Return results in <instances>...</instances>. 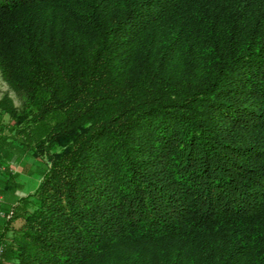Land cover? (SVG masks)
<instances>
[{
  "label": "trees",
  "instance_id": "obj_1",
  "mask_svg": "<svg viewBox=\"0 0 264 264\" xmlns=\"http://www.w3.org/2000/svg\"><path fill=\"white\" fill-rule=\"evenodd\" d=\"M0 78V264H264V0H0Z\"/></svg>",
  "mask_w": 264,
  "mask_h": 264
},
{
  "label": "rangeland",
  "instance_id": "obj_2",
  "mask_svg": "<svg viewBox=\"0 0 264 264\" xmlns=\"http://www.w3.org/2000/svg\"><path fill=\"white\" fill-rule=\"evenodd\" d=\"M9 92L20 105V99L14 91L0 78V97ZM8 118H4L7 122ZM6 128L5 126H2ZM44 126H37L34 130L16 131L5 135L4 143H0V210H4L9 217H0L2 220H11L15 214L20 198L33 192L41 179L47 163L43 153L42 157L34 158L32 151L43 132ZM23 142V143H21ZM19 219L14 225L19 224Z\"/></svg>",
  "mask_w": 264,
  "mask_h": 264
},
{
  "label": "built area",
  "instance_id": "obj_3",
  "mask_svg": "<svg viewBox=\"0 0 264 264\" xmlns=\"http://www.w3.org/2000/svg\"><path fill=\"white\" fill-rule=\"evenodd\" d=\"M0 217H9L4 210H0ZM2 252V248L0 249V253Z\"/></svg>",
  "mask_w": 264,
  "mask_h": 264
},
{
  "label": "crops",
  "instance_id": "obj_4",
  "mask_svg": "<svg viewBox=\"0 0 264 264\" xmlns=\"http://www.w3.org/2000/svg\"><path fill=\"white\" fill-rule=\"evenodd\" d=\"M1 204V203H0Z\"/></svg>",
  "mask_w": 264,
  "mask_h": 264
}]
</instances>
